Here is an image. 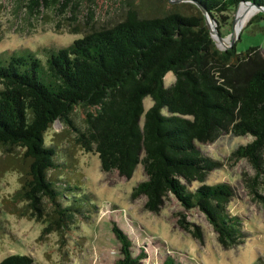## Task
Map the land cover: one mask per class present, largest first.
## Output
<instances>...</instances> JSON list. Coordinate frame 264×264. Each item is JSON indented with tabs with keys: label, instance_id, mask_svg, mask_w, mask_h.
Instances as JSON below:
<instances>
[{
	"label": "trees",
	"instance_id": "obj_1",
	"mask_svg": "<svg viewBox=\"0 0 264 264\" xmlns=\"http://www.w3.org/2000/svg\"><path fill=\"white\" fill-rule=\"evenodd\" d=\"M19 1L30 8L65 5ZM162 1L169 5L162 13L142 15L129 6L115 24L85 31L67 45L46 47L42 55L29 49L0 53V150L21 152L15 164L21 185L6 204L10 210L40 218L49 202L58 229H69L74 215L91 214L94 204L84 198L91 192L84 194L83 182L71 174V158L61 159L58 143L45 139L60 120L85 150L98 153L103 170L130 176L143 163L147 178L134 194H145L148 208L157 209L173 193L185 207H200L222 242L235 245L245 239L240 216L226 204L232 186L204 182L220 162L206 156L199 143L225 132L253 135L231 156L248 158L256 169L254 185L259 183L264 175V54L259 47L239 52L236 42L219 43L197 3L222 36L218 17L225 19V11L243 1L264 7V0ZM255 17L263 18L264 10L247 22ZM168 72L176 78L167 86ZM147 96L153 104L145 110ZM77 108L84 113L83 129L73 118ZM184 180L200 184L190 188ZM115 231L123 254L116 264H138L145 251L134 254L129 235L120 227ZM0 264L36 263L30 254L12 253ZM161 264L182 263L167 256Z\"/></svg>",
	"mask_w": 264,
	"mask_h": 264
},
{
	"label": "rangeland",
	"instance_id": "obj_2",
	"mask_svg": "<svg viewBox=\"0 0 264 264\" xmlns=\"http://www.w3.org/2000/svg\"><path fill=\"white\" fill-rule=\"evenodd\" d=\"M61 1L65 4L61 7L30 8L19 0H0V53L29 49L42 55L46 47L67 45L85 31L115 24L129 6H135L142 15L162 13L169 7L162 0ZM248 8L247 3H241L239 8L225 11V19L218 17L225 42H231L236 33L234 21L237 25ZM258 10L250 12L244 21L236 40L239 52L259 47L264 54V17L247 22ZM175 78L173 72H168L165 84L170 85ZM152 104L151 96L144 98L145 110ZM73 118L78 127H85L82 109L77 108ZM45 139L58 143L61 159L71 158V174L83 182L84 194L91 192L84 198L87 196L94 206L90 215H74L69 229L57 228L49 202H45L40 218L13 212L6 204L21 185L22 173L15 165L21 152L1 149L0 216L6 230L0 233V261L12 253H27L36 264H116L123 257L122 243L115 231L120 227L131 238L134 254L145 251L138 264H161L167 256L182 264H264V199L259 195L264 196V175L254 185L256 169L252 162L246 157L236 160L231 156L239 145L252 141L253 135L225 132L211 142L199 143L206 156L220 162L207 171L204 182L223 181L233 188L227 208L240 216L246 233L245 239L235 245L221 241L200 207H185L173 193L165 195L157 209L148 208L146 195L134 194L135 186L147 178L143 163L137 164L130 176L117 169L103 170L98 153L85 150L76 141L75 131L60 120L52 124ZM184 182L190 188L200 184ZM183 218L190 228L181 224Z\"/></svg>",
	"mask_w": 264,
	"mask_h": 264
},
{
	"label": "water",
	"instance_id": "obj_3",
	"mask_svg": "<svg viewBox=\"0 0 264 264\" xmlns=\"http://www.w3.org/2000/svg\"><path fill=\"white\" fill-rule=\"evenodd\" d=\"M244 2V1H243ZM243 2H241V3H243ZM240 3V4H241ZM245 3H247L248 5H250V6H253V7H255V8H259V9H261V10H264V7H261V6H258V5H255V4H253V3H251V2H249V1H247V2H245ZM197 5L201 8V10L207 15V19H208V22H209V25H210V29H211V33H212V35H213V37L219 42V43H222V44H224L226 47H229V46H232L235 42H236V40H237V37L239 36V34H240V30L242 29V27H243V24L238 28V29H236L235 28V26H236V20L234 21V28H235V35H234V37L232 38V40H231V42L230 43H227V42H225L224 41V39H223V37L219 34V32H218V30H217V22H214V20L212 19V16L211 15H209L207 12H206V10H205V8L202 6V5H200L199 3H197ZM240 6V5H239ZM239 6H238V8H239ZM209 17L211 18V20H213L212 22H210V19H209Z\"/></svg>",
	"mask_w": 264,
	"mask_h": 264
},
{
	"label": "bare ground",
	"instance_id": "obj_4",
	"mask_svg": "<svg viewBox=\"0 0 264 264\" xmlns=\"http://www.w3.org/2000/svg\"><path fill=\"white\" fill-rule=\"evenodd\" d=\"M254 10H257V8L250 6L248 8V11L246 12V14L244 15V17L240 20V22L236 25V29H238L242 24H244V21L246 20L248 14Z\"/></svg>",
	"mask_w": 264,
	"mask_h": 264
}]
</instances>
